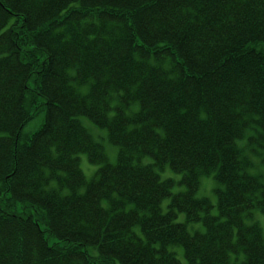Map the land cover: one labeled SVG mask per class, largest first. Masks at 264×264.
I'll return each instance as SVG.
<instances>
[{
	"label": "trees",
	"instance_id": "1",
	"mask_svg": "<svg viewBox=\"0 0 264 264\" xmlns=\"http://www.w3.org/2000/svg\"><path fill=\"white\" fill-rule=\"evenodd\" d=\"M253 147L264 164V0H0V264H264Z\"/></svg>",
	"mask_w": 264,
	"mask_h": 264
},
{
	"label": "rangeland",
	"instance_id": "2",
	"mask_svg": "<svg viewBox=\"0 0 264 264\" xmlns=\"http://www.w3.org/2000/svg\"><path fill=\"white\" fill-rule=\"evenodd\" d=\"M111 45L109 43H104L102 44V48L104 47H110ZM42 120V115L38 114L35 116L31 121H29L23 128V132L25 133H31L33 132L41 123ZM83 124L87 127L92 135L97 134V135H102V137L105 135V129L104 128H98L95 127L91 122L86 120L85 118H82ZM103 142V143H102ZM102 146L107 153L108 160L110 162H114L115 160V146L110 144L108 141L103 139L101 141ZM239 146H245L244 144L245 139L239 140L238 142ZM244 153L249 155L248 159L251 161L252 165L249 167V172L252 174H262L264 173V164L261 161L262 158V150L258 147H253V150H248V148L244 149ZM79 167L82 169L85 177L87 180L92 178L93 172L96 170L98 167L97 165H94L90 163L86 157V154H79ZM150 158H145L143 159V162H149ZM165 171L161 173L159 171V176L161 179H172L175 184L174 187L171 191V194H175L177 192H180L183 190V185L182 184H177L179 182V179L181 177V173H176L173 170L169 168V166L164 167ZM218 187L215 179L211 175H203L200 178L199 186L196 191V197H205L209 200L211 203L210 207V213L211 214H216L217 212V207H216V188ZM170 197H167L164 199L162 203V207L164 208L167 202L169 201ZM176 221L177 222H184V218L182 214H177L176 216ZM246 223H252L256 222L259 225L260 232L262 233L264 237V214L261 213L258 209L254 210L252 213L251 218H247ZM195 228V229H194ZM187 229L190 233L196 232V231H202L203 227L201 222L198 223H189L187 225ZM179 249V247L177 248ZM181 249V248H180ZM1 256V254H0Z\"/></svg>",
	"mask_w": 264,
	"mask_h": 264
},
{
	"label": "bare ground",
	"instance_id": "3",
	"mask_svg": "<svg viewBox=\"0 0 264 264\" xmlns=\"http://www.w3.org/2000/svg\"><path fill=\"white\" fill-rule=\"evenodd\" d=\"M87 65H88V73L90 74V75H94L95 74V72L97 71V68H99L100 66L99 65H97V63H87ZM74 133H76V132H74ZM15 185H20V186H22L19 182H18V180L15 182ZM12 192H13V194H14V196H16V197H21V196H24L25 194H26V192H19V193H14V189H13V187H12ZM14 263V260H10L9 261V264H13Z\"/></svg>",
	"mask_w": 264,
	"mask_h": 264
}]
</instances>
